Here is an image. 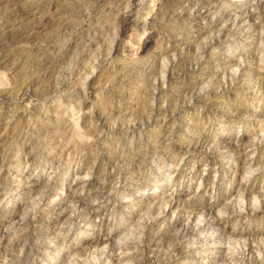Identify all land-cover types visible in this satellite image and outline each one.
Returning a JSON list of instances; mask_svg holds the SVG:
<instances>
[{"label": "rangeland", "instance_id": "374dc122", "mask_svg": "<svg viewBox=\"0 0 264 264\" xmlns=\"http://www.w3.org/2000/svg\"><path fill=\"white\" fill-rule=\"evenodd\" d=\"M0 15V264H264V0Z\"/></svg>", "mask_w": 264, "mask_h": 264}, {"label": "bare ground", "instance_id": "6f19581e", "mask_svg": "<svg viewBox=\"0 0 264 264\" xmlns=\"http://www.w3.org/2000/svg\"><path fill=\"white\" fill-rule=\"evenodd\" d=\"M0 1H2V0H0ZM18 1V0H17ZM14 5H15V9H17V11L19 10H21V6L22 5H20L19 4V2H16V3H14ZM258 8H259V6H258ZM26 10V9H25ZM11 12V11H10ZM9 12V13H10ZM13 12V11H12ZM21 12V11H20ZM23 12V11H22ZM26 14V13H25ZM36 13L35 12H33L32 11V13H28L27 14V16L30 18V19H33V20H31L32 21V24H30V25H33L34 27H35V22H36V19H38L37 17H33V15H35ZM126 14V13H125ZM250 14L251 13H249L248 14V16H250ZM129 15V14H128ZM1 16V15H0ZM4 16V15H3ZM47 17V16H46ZM122 17V16H121ZM124 17H126V16H124ZM41 18V17H40ZM39 18V19H40ZM45 18V17H44ZM46 19V18H45ZM231 20H232V18H231ZM239 20V19H238ZM237 20V22H236V24H235V26H228V27H226L223 31H222V35L223 36H228V35H232V34H234V33H236L237 32V30H239L240 29V20L238 21ZM235 21V20H234ZM233 21V22H234ZM3 25V24H2ZM40 25V24H39ZM34 27H32V28H34ZM18 39V38H17ZM16 39V37L15 38H13V39H11V41H12V43H16L17 44V42H18V40ZM23 39V38H22ZM26 39V38H25ZM47 39V38H46ZM47 41H48V39H47ZM18 45V44H17ZM2 54H0V56H1ZM185 60H187V59H185L184 57H180V56H178V59H177V63H181V62H184ZM258 75V74H257ZM262 76V75H261ZM261 76H260V78H261ZM264 78V77H263ZM38 80H35V79H31V80H29V82H28V84H34V83H36ZM27 82V81H26ZM19 83V82H18ZM25 84H27V83H25ZM22 85V84H21ZM7 90V89H6ZM195 95V100L196 99H199L200 98V94H196V93H194ZM4 95V94H3ZM3 97V96H2ZM4 99V98H3ZM3 137V136H2ZM1 138V137H0ZM179 222V220H177V218H175L174 219V222H173V226L174 225H176L177 223ZM207 222H209V221H207ZM152 225V224H151ZM149 226V225H148ZM191 228V227H190ZM188 230H189V228L188 227H186V226H183V227H181V234L182 235H185V234H187V232H188ZM181 237V236H180ZM146 238H147V240H148V242L150 243V245H152L156 240H157V238H155V237H153V236H151L150 234H148L147 233V236H146ZM182 238V237H181ZM180 242H178L177 244H179ZM177 244L175 243L172 247H171V251L172 252H175V251H177L178 250V246H177ZM154 246V245H153ZM153 246H152V248H153ZM155 252V254L157 255V252L156 251H154ZM116 260V262L118 261V258H116L115 259Z\"/></svg>", "mask_w": 264, "mask_h": 264}]
</instances>
